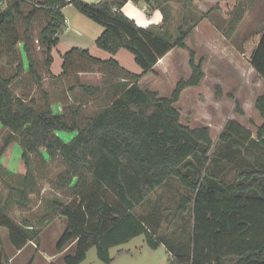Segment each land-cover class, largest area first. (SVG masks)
<instances>
[{
    "label": "trees",
    "instance_id": "16d2710c",
    "mask_svg": "<svg viewBox=\"0 0 264 264\" xmlns=\"http://www.w3.org/2000/svg\"><path fill=\"white\" fill-rule=\"evenodd\" d=\"M128 1L138 4L142 0H102L96 4L82 0H0L6 4L0 8V60L4 54L8 64L17 65L14 76H0V124L7 131L0 148V184L9 189L6 197L0 196V229L7 230L10 244L20 251L30 242L39 245L41 227L51 218L66 217L65 231L55 247L57 253H64L63 264H82L93 247L103 263L111 264L110 250L139 236H145L153 250L166 245L175 264L178 260L184 264H264V169H244L235 174L231 183L226 182L212 167L214 144L210 128L184 126L175 107L186 89L199 87L205 78L204 60L197 61L196 53L187 46L199 23H194L190 14L194 0H183L182 22L175 35L169 26L168 1L158 7L163 14L161 24L148 27L138 26L122 12ZM28 4L31 9L26 12ZM70 4L104 28L95 40L97 48L113 56L125 49L134 55L142 70L139 75L130 73L114 58H93L88 50L75 48L64 54L61 77L70 74L71 68H78V56L87 61V66L82 67L106 69L109 75L121 79L116 84L108 83L107 90L79 85L86 97L102 99L103 94L107 103L92 117H84L83 105L69 107L63 113L54 111L44 89L45 76L36 60L34 23L43 15L45 25L38 42L47 55L45 75H52L47 71L53 63L52 51L66 22L62 10ZM240 5V0H220L214 8L225 19H231L229 33L243 19L245 11ZM204 18L206 15H201L199 21ZM20 44L28 62L27 73L43 95L42 106L29 98L26 90L21 95L14 92V83L25 73L19 60ZM174 49L189 52L190 79L180 80L169 97L142 89L140 81L154 74L159 61ZM241 53L264 81V27L244 38ZM217 96H222L219 87ZM255 107L263 121L256 138L230 121L220 142L240 139L264 149V92ZM61 132L76 136L65 142L59 136ZM17 141L27 172L14 176L15 182H11L7 179L11 174L2 166L1 159ZM235 146L243 148L238 141ZM32 155L61 158L66 170L54 187L72 195L68 204L54 200L37 226L29 222L20 224L11 215L15 207H28L31 196L39 192L31 173ZM171 178L184 190L174 220L192 214L191 228L182 229L189 245L180 237L173 243L166 238L170 227L158 237L160 223L154 224L151 216L136 213ZM69 247L72 251L65 252ZM5 260L8 261L6 249L0 241V264Z\"/></svg>",
    "mask_w": 264,
    "mask_h": 264
},
{
    "label": "rangeland",
    "instance_id": "374dc122",
    "mask_svg": "<svg viewBox=\"0 0 264 264\" xmlns=\"http://www.w3.org/2000/svg\"><path fill=\"white\" fill-rule=\"evenodd\" d=\"M153 7L161 5L164 0H152ZM183 0H169L168 5L171 10V18L169 26L173 35L176 34L177 28L182 22ZM240 7L245 13L241 22L237 25L234 32L229 33L231 19H225L214 9H210L206 15L209 23L214 27L210 30L208 23L194 33L192 37L193 43L199 49L197 61L203 59L207 62L205 78L199 87L188 88L181 95L180 101L175 105L181 114V123L192 129L209 127L214 148L212 154V167H216V173L220 175L226 182L231 183L237 172L246 169H264V149L253 147L250 143L238 141L243 148L235 146L234 140L230 143L223 144L220 142V136L227 126L228 122L235 121L242 127L247 129L253 138H256L257 128L262 125V119L255 107V103L259 96L264 92V81L258 77L251 64L243 57L241 53V45L244 38L251 33L261 30L264 27V0H240ZM5 2L3 6L5 7ZM31 6L25 8L29 11ZM209 8V5L205 9ZM192 14L194 23L199 22L201 15H205L198 7L193 6ZM67 15L73 17L76 14L74 23L85 28V35L95 44V39L100 35L104 28L94 23L92 20L81 14L75 7L67 9ZM202 21V20H201ZM45 25V17L39 15L34 23V36L36 46V60L41 74L45 75L46 51L40 45L39 34ZM66 29L60 34V45L54 49L55 57L52 68L48 69L52 75L59 76L64 72V46L67 41L65 35ZM190 42H188L189 44ZM19 60L24 66V75L13 85L14 92L21 95V90L28 93L29 98H34L40 106L44 104V98L39 89L34 87L29 77L28 62L23 52L22 44L19 45ZM183 51L172 53L166 61L157 67L154 74H150L141 81L140 87L144 90L157 91L162 97H169L174 91L180 80H189L192 75V69L189 66V57ZM93 58L107 61L114 58L120 61L123 68L133 74H141V68L136 64L134 55L129 51L122 49L117 56L103 51L96 47L92 50ZM197 55V54H196ZM16 64H8V59L3 54L0 60V76L12 77L16 74ZM71 68L70 74L61 78L51 77L44 84V89L49 93L50 100L53 103V109L56 113H63L69 107L83 105L84 117H92L102 111L106 104L98 97L96 99L86 97L79 85L81 82L98 86L107 90L109 85L121 82L119 77L109 75L106 69L100 68ZM85 70L88 75L83 77V81H79L76 72ZM43 75V76H44ZM19 82L21 85H19ZM47 86V87H46ZM21 87V88H20ZM217 87L221 89L222 96L218 99ZM99 94V95H100ZM100 96V97H101ZM55 103V104H54ZM240 109L243 114L238 111ZM7 131L0 124V148L3 146L4 138ZM59 136L65 142L72 140L76 134H68L61 132ZM45 152V149H42ZM22 147L19 142H14L8 148L1 159V164L8 169L10 176L7 179L15 182L14 176H24L27 168L22 160ZM46 156V155H45ZM254 167V168H253ZM66 170V165L61 158L54 160L47 156L42 158L36 155L31 156V173L37 184L38 193L31 196V204L28 207H15L11 212L12 218L22 224L24 222L39 225V220L50 211V205L54 200H60L64 204H68L72 200V195L68 190H57L54 183L60 174ZM9 189L0 184V196L6 197ZM184 190L179 182L174 179H168L166 184L155 191L136 211L140 216H151L154 224L160 223V229L156 230L157 236H162L170 227L166 238L175 242L180 237L186 244L189 239L184 235V230L192 226V214L181 215L174 220L175 214L181 196ZM66 228V217L56 215L41 227L39 236V245L34 241L36 247L30 246L23 253L14 258L12 264H46V260L52 257L51 262L63 264L62 257L57 253L56 243L64 233ZM0 231V241L4 245L7 257L12 255L16 250L10 244L6 229ZM67 252L72 251L69 247ZM111 264H175L174 258L168 247L161 244L157 250L148 247L145 236H139L131 242L112 248L110 250ZM82 264H105L97 255L96 248H91L87 254L86 260ZM177 264L184 262L177 261Z\"/></svg>",
    "mask_w": 264,
    "mask_h": 264
},
{
    "label": "crops",
    "instance_id": "0c3cea01",
    "mask_svg": "<svg viewBox=\"0 0 264 264\" xmlns=\"http://www.w3.org/2000/svg\"><path fill=\"white\" fill-rule=\"evenodd\" d=\"M82 1L90 3V4H96V3L101 2L102 0H82ZM167 1H169V0H164V2L162 4L164 5ZM219 2H220V0H194L193 1V6H195V7L197 6L200 11L204 12L205 15H207L208 11L210 9H212L213 7L215 8V6ZM153 4L154 3L152 2V0H142L138 4H134L132 1H128V3H126V5L123 7L122 12L127 17H129L130 19L134 20L137 23V25L140 26V27H148V26H151V25H159V24H161V22L163 20V14L158 9V7L161 6L162 4L161 5H157L156 7H153ZM207 5H209V8L205 9ZM69 8H74V6L72 4H70V5H67L65 8H63V10H62V12H63V14L65 16V20H66L65 29L67 31V32L65 31L66 32L65 35L67 36V41H66L65 46H64V48H65L64 52L66 54L70 50L76 48V49L88 50L90 52V54H91L92 50L95 48V44L93 45L92 44L93 42L85 36L87 34V31H85V28H82V27L76 25V22L74 23V19L76 17V14H73V17H69L68 18V15H67L66 12H67V9H69ZM206 23H208V27H210V30H214L213 29L214 27L209 23L208 19L204 18V19H202V21H199V23L194 28L190 38L187 41L188 48L193 50L197 54V57L199 55V53H198L199 49L197 48V45L195 43H193L192 37L194 36V33L198 32L200 28H202L204 25H206ZM101 33H100V35H101ZM59 39H60V35H59ZM60 41H58L57 46L60 45V43H59ZM188 42H190V43L188 44ZM54 49L52 51V57H53L52 65L54 64V61H55V59H54L55 57L53 56ZM176 51H180V52L183 51L182 53H187L188 57L190 56L189 52L187 50L174 49V50H172L170 53H168L164 58H162L159 61V63L157 64V66L155 68V71H156L157 67L160 66V64H162L164 61H166V59L172 53H174ZM119 52L115 56H117L119 54ZM63 55L64 54H61V56H63ZM189 59H190V57H189ZM75 61H76V64L79 65L78 68H89V67H82V65L87 66L86 59H83V58H80V57L76 56L75 57ZM117 62L119 63L121 68H127V67H124L121 64L120 61L117 60ZM206 66H207V62L205 61L204 65H203V68H206ZM51 68H52V66H51ZM95 68H98V67H95ZM85 74L88 75L87 72H85V70H80V72L77 73L80 82L83 81V77H86ZM44 76L45 77H44V80H43V84H45L46 81H49L51 77H53V76L56 77V75H44ZM59 76H57L56 78H58ZM148 76L149 75H147V77ZM59 78H61V77H59ZM143 79H145V77ZM141 81H140V83H141ZM81 84L82 85L93 86L91 84L85 83L84 81L81 82ZM93 87H98V86H93ZM101 89H103V88L101 87ZM20 90H21V93L24 92V91H22V89H20ZM0 231L3 232L4 230L0 229ZM33 245L36 247L34 242H30L22 250H20V251L16 250L14 253L12 252V255L8 257V261L5 260L1 264H12L15 257L20 256L25 249H27L28 247L33 246ZM37 248H38V245H37ZM65 252H67V251H65ZM58 254L63 255L64 253H58ZM51 259H52V257H49V259L46 260V264L52 263L50 261Z\"/></svg>",
    "mask_w": 264,
    "mask_h": 264
},
{
    "label": "built area",
    "instance_id": "2783aa9c",
    "mask_svg": "<svg viewBox=\"0 0 264 264\" xmlns=\"http://www.w3.org/2000/svg\"><path fill=\"white\" fill-rule=\"evenodd\" d=\"M0 8H1V9H3V8H4V6H3V3H2V2H0Z\"/></svg>",
    "mask_w": 264,
    "mask_h": 264
},
{
    "label": "water",
    "instance_id": "95a60500",
    "mask_svg": "<svg viewBox=\"0 0 264 264\" xmlns=\"http://www.w3.org/2000/svg\"><path fill=\"white\" fill-rule=\"evenodd\" d=\"M1 21H2V19H1V17H0V23H1Z\"/></svg>",
    "mask_w": 264,
    "mask_h": 264
}]
</instances>
